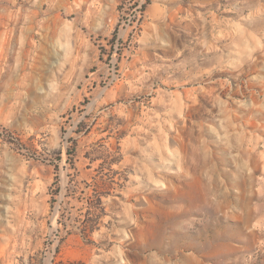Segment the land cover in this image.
Here are the masks:
<instances>
[{
	"label": "rangeland",
	"instance_id": "1",
	"mask_svg": "<svg viewBox=\"0 0 264 264\" xmlns=\"http://www.w3.org/2000/svg\"><path fill=\"white\" fill-rule=\"evenodd\" d=\"M0 0V264H264V0Z\"/></svg>",
	"mask_w": 264,
	"mask_h": 264
},
{
	"label": "built area",
	"instance_id": "2",
	"mask_svg": "<svg viewBox=\"0 0 264 264\" xmlns=\"http://www.w3.org/2000/svg\"><path fill=\"white\" fill-rule=\"evenodd\" d=\"M143 2L144 0H140L139 3H137L135 7L132 9V11H134L136 15V20L139 19L144 13L143 9H141L143 6Z\"/></svg>",
	"mask_w": 264,
	"mask_h": 264
}]
</instances>
